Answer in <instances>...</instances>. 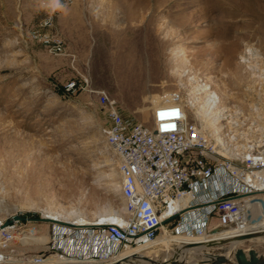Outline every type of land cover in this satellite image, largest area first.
<instances>
[{
	"label": "rangeland",
	"instance_id": "rangeland-1",
	"mask_svg": "<svg viewBox=\"0 0 264 264\" xmlns=\"http://www.w3.org/2000/svg\"><path fill=\"white\" fill-rule=\"evenodd\" d=\"M49 12L50 29L67 34L65 54L50 53L30 38ZM64 14L69 25L63 27ZM127 41L141 43L142 59L119 61ZM247 46L249 63L240 60ZM185 69L220 95L229 119L240 124V137L263 134L264 0H0V216H26L36 228L26 244H17L25 245L19 251L36 252L48 240L43 207L75 210L91 222L122 205L117 160L101 133L107 119L97 94L67 92L64 84L85 77L88 87L105 90L123 114L147 121L149 93L178 90L186 97ZM241 209L244 216L252 210L251 218L234 229L264 227L260 200ZM211 225L218 228L215 217ZM178 244L183 243H157L144 252L171 259ZM236 248L264 256L262 240L249 238ZM207 249L225 254L229 245ZM233 254L222 264L233 262ZM203 257L189 252L188 264H216Z\"/></svg>",
	"mask_w": 264,
	"mask_h": 264
},
{
	"label": "built area",
	"instance_id": "built-area-1",
	"mask_svg": "<svg viewBox=\"0 0 264 264\" xmlns=\"http://www.w3.org/2000/svg\"><path fill=\"white\" fill-rule=\"evenodd\" d=\"M52 25L53 14L46 13L30 38L50 53L65 54V39ZM77 89L95 92L106 116L101 133L116 156L121 208L95 225L47 221L48 240L36 252L19 251L25 245H17L36 234L28 225L32 218L0 216V264H110L124 249L157 244L163 229L205 237L215 217L218 229L229 231L251 218L253 211L244 216L241 207L255 200L264 215V198H258L264 195V133L242 138L240 124L230 120V128L227 119L226 128L220 124L222 145L189 115L178 90L151 103L147 121H139L123 114L105 90L88 87L87 78L64 84L67 92ZM165 222L172 224L170 230L162 228Z\"/></svg>",
	"mask_w": 264,
	"mask_h": 264
},
{
	"label": "bare ground",
	"instance_id": "bare-ground-1",
	"mask_svg": "<svg viewBox=\"0 0 264 264\" xmlns=\"http://www.w3.org/2000/svg\"><path fill=\"white\" fill-rule=\"evenodd\" d=\"M117 1V0H116ZM120 2V1H119ZM125 2V1H123ZM159 2V1H158ZM117 4V3H116ZM107 5V4H106ZM113 6V5H112ZM139 8V7H138ZM111 9V8H110ZM119 9V8H118ZM119 11V10H118ZM114 17V16H113ZM112 17V18H113ZM135 20V19H134ZM128 23V22H127ZM165 29V28H164ZM125 30V29H124ZM124 34V32H123ZM139 35V34H138ZM134 38L132 41H134ZM87 39V38H86ZM150 36L147 34L145 35V41L149 42ZM128 42V41H127ZM141 43L139 41L137 42H128L124 44V49H121V56L118 57L119 61L121 63H125L126 61L132 62L136 59H142V53L143 50L140 48ZM94 46V45H93ZM96 46V45H95ZM102 47V46H101ZM95 49V48H94ZM94 53V52H93ZM150 53V52H149ZM245 53L240 55V60L245 62L248 61L251 62V53H252V47H245ZM96 54V53H94ZM146 54V52H145ZM153 55V54H152ZM103 56V55H102ZM112 56V55H111ZM110 64V62H109ZM126 64V63H125ZM93 66V65H92ZM186 72V69L182 72V75H186L187 79L190 80V88L187 92V97H185V102L189 108L192 109L193 115L200 119L205 128L210 130L214 133L217 141L221 142L222 145H225L224 136L220 132V124L221 119L225 117L228 119V127L232 128L230 119L228 117L227 112L228 106L221 103L220 95L211 87L210 83L206 80H197L193 74L190 76V74ZM264 72V71H263ZM262 77V83L264 82V74L260 73ZM169 92L163 91L161 94L158 93H149L145 96L146 99L152 103V105L157 104L162 97H168ZM145 99V100H146ZM147 102V101H145ZM145 104V103H144ZM145 107L139 108L140 111H144ZM149 115V113H148ZM148 117V116H147ZM233 119V118H231ZM223 125V124H221ZM228 149V148H226ZM235 149L232 148V152H234ZM261 199L264 198V195H260ZM187 199V197H186ZM248 200V199H246ZM243 204V203H242ZM107 211V210H106ZM42 214L43 217L49 220L50 223H56L58 221H67V222H74L75 224H89V225H95L99 223V220H93L89 222L86 220L82 215L78 214L75 210H67L64 208H54V207H43L42 208ZM100 216V215H99ZM162 228L164 226L162 225ZM223 231H228L224 229H218L217 227L211 228L209 233L205 237H188L185 234H169L166 232V229H163L162 232L157 237V242L160 244L167 245L170 241H177L178 243H183L182 245L178 244V249L175 252L174 259L170 260L169 257L165 255L162 259H153L149 257L148 255H145L144 250L150 247H145L143 249L141 248H128L122 250L118 257L112 261L116 262V264H188L187 261V254L189 252H200L204 255L203 260L205 262L212 261L215 263L222 264L223 262L229 260L228 256L230 252H234L235 258L238 259H245V255L242 250L237 249L234 247L236 243L239 242V240L251 238L253 240H262L264 241V227H258L253 228L250 230H241L234 234H227V235H219V233ZM249 234L247 238H240V236ZM46 239L45 237H40V240ZM229 243V250L225 254H213L211 253L209 248L211 245L221 244V243ZM27 248V247H26ZM35 248V247H34ZM33 248V249H34ZM168 252V251H167ZM255 255V253L251 254ZM256 256V255H255ZM122 259L121 261H118ZM193 260V259H192ZM262 260H264V257H262ZM192 261L191 264H199V262ZM203 262V263H205ZM93 264V263H91ZM258 264V263H257Z\"/></svg>",
	"mask_w": 264,
	"mask_h": 264
},
{
	"label": "water",
	"instance_id": "water-1",
	"mask_svg": "<svg viewBox=\"0 0 264 264\" xmlns=\"http://www.w3.org/2000/svg\"><path fill=\"white\" fill-rule=\"evenodd\" d=\"M13 218L14 219H20V218H22L20 215H14L13 216ZM248 235L249 234H245V235H242V236H240V238H247L248 237ZM240 250L242 249V248H239ZM243 250V249H242ZM244 252V251H243ZM253 253H255L256 254V256L255 255H251V254H253ZM244 254L246 255L245 257V259H238L237 257L235 258L234 257V254H233V259H234V261L233 262H227V263H225V264H264V260H262V257H264L262 254H260V255H257V253H256V251L254 250V249H252V248H250L248 251H247V254L244 252ZM174 258H171L170 260H173ZM122 259H120V260H118V261H121ZM116 262L117 261H115V262H112V263H110V264H116ZM213 263H215V262H213ZM216 264H219V263H216Z\"/></svg>",
	"mask_w": 264,
	"mask_h": 264
},
{
	"label": "crops",
	"instance_id": "crops-1",
	"mask_svg": "<svg viewBox=\"0 0 264 264\" xmlns=\"http://www.w3.org/2000/svg\"><path fill=\"white\" fill-rule=\"evenodd\" d=\"M62 16V17H61ZM60 17V19H61V25L64 27V26H66V25H69V22H68V16H66L65 14L64 15H61ZM67 17V18H66ZM61 31L63 32V28L61 29ZM63 34V36L65 37V41H66V45H67V41H68V39H66V33H62ZM93 89H95V88H93ZM262 226H264V223H262ZM245 230V229H248V227H245V226H242V227H240V228H237V229H234V230H229V231H223V232H221V233H219V235H227V234H231L230 232H232V234L233 233H236V231L238 232V230ZM245 240H249V238H247V239H243V240H239V242L238 243H236L235 245H234V247L236 248V246H237V244H239L240 242H242V241H245ZM228 245H230L229 243H228ZM238 249V248H237ZM242 250V249H241ZM243 251V250H242ZM145 253V252H144ZM145 255H147V254H145ZM149 256V255H148ZM168 258V257H167ZM220 264V263H219Z\"/></svg>",
	"mask_w": 264,
	"mask_h": 264
}]
</instances>
